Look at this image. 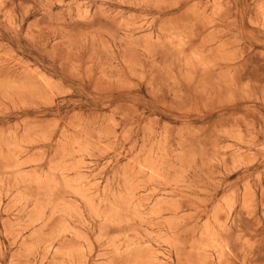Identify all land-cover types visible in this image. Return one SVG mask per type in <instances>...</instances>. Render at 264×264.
<instances>
[{"label": "rangeland", "instance_id": "rangeland-1", "mask_svg": "<svg viewBox=\"0 0 264 264\" xmlns=\"http://www.w3.org/2000/svg\"><path fill=\"white\" fill-rule=\"evenodd\" d=\"M0 264H264V0H0Z\"/></svg>", "mask_w": 264, "mask_h": 264}]
</instances>
